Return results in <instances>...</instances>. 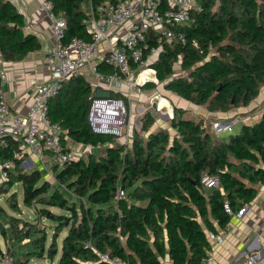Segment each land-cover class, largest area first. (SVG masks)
<instances>
[{"label": "trees", "instance_id": "1", "mask_svg": "<svg viewBox=\"0 0 264 264\" xmlns=\"http://www.w3.org/2000/svg\"><path fill=\"white\" fill-rule=\"evenodd\" d=\"M105 0H52L55 13L65 18L63 39L87 38L82 18L86 7ZM201 10L193 11L190 24L177 25L176 36L162 43L150 66L158 82L208 111H228L246 106L264 84V0H195ZM164 6V5H163ZM23 15L9 0H0V58L18 60L38 49L34 35L23 31ZM178 34L184 36L181 42ZM152 35L149 43H154ZM176 62L185 70L174 75ZM103 64H99V69ZM147 81L143 88L155 87ZM92 89L83 75L67 78L48 99V119L67 138L100 148L86 149L64 162L52 165L58 184L81 200L70 201L38 168L25 171L15 166L2 180L0 194L15 183L22 188L21 201L34 210V218L20 215L17 192L7 197L12 211L0 205V259L28 264L31 258H46L49 264H114L100 257L108 254L126 264H199L210 248L206 231H215L212 219L224 227L233 210L250 202L264 184V109L252 123H242L222 140L203 125V118L185 116L186 109L173 107L169 127L152 130L153 113L140 117L130 143L113 134L94 132L88 121ZM110 95L121 96L111 91ZM0 158H11L17 147L7 138ZM127 143V144H126ZM218 178L216 187L206 188L203 175ZM124 194L116 196L117 190ZM55 207L61 211H54ZM50 221V241L45 225ZM60 245L57 238L61 232ZM42 264V263H35Z\"/></svg>", "mask_w": 264, "mask_h": 264}, {"label": "built area", "instance_id": "2", "mask_svg": "<svg viewBox=\"0 0 264 264\" xmlns=\"http://www.w3.org/2000/svg\"><path fill=\"white\" fill-rule=\"evenodd\" d=\"M40 8L47 13L50 20L55 43L46 56L49 78L34 83L32 102L24 113H9V105L2 90L6 74L0 69V148L7 145L8 137L17 141V147L11 153L12 157L0 158L1 180L6 179L9 171L14 169V158L22 166L29 164L31 155H34L40 162L41 169L50 177L54 176L53 164L62 166L74 157L73 152L65 149L62 144L63 129L57 122L49 120L47 115L48 99L71 76L83 75L91 86L93 95L88 111L91 129L100 134H113L117 138L125 136L131 127L129 106L125 99L110 94L96 97L94 91L100 88L119 92L122 87H126L138 94L145 82H156L155 69L147 60L157 55L163 42L176 36L174 28L177 25L190 24L193 21L192 12L201 10V5L195 0H105L95 8L90 5L86 16L82 18L88 39L73 36L68 40L63 39L65 18L54 12L52 0H43ZM150 35L154 43L148 42ZM178 38L181 42L184 41L182 34H178ZM104 44L106 48L101 51L100 47ZM99 64L108 66L109 71H100ZM153 99L158 100L157 110L161 113L166 105L160 107L159 101L166 98L154 94L151 100ZM166 109L167 115H171L172 107L166 106ZM236 122V119L228 122L215 121L213 126L216 131H231ZM100 147V144L85 145L86 149ZM202 183L206 188L216 187L218 178L205 174ZM123 194L118 189L116 196ZM222 208L228 215L239 218L249 211L247 203L233 210L229 202L224 201ZM206 233L213 245L222 243L221 234L211 231ZM209 249L200 258L199 264H219L211 248ZM100 257L114 264H126L118 258L109 257L108 254H101ZM2 264H11V261L7 258ZM226 264H264V247L247 250L243 262L232 258Z\"/></svg>", "mask_w": 264, "mask_h": 264}, {"label": "crops", "instance_id": "3", "mask_svg": "<svg viewBox=\"0 0 264 264\" xmlns=\"http://www.w3.org/2000/svg\"><path fill=\"white\" fill-rule=\"evenodd\" d=\"M9 1L16 7L17 11L23 15V31L34 35L39 44L38 49L28 52L21 59L3 60L0 58V69L4 70L6 74V81L2 90L9 105V113L17 114L24 113L30 106L33 98L34 83L49 78L46 56L54 46L55 39L51 32L50 20L47 13L40 8L43 0ZM89 7L90 5H87L85 9L86 12ZM85 39H88V37ZM100 48L101 51H103L106 48V45L104 44V46H101ZM102 68L104 69H98L102 72L109 71L108 66L105 64L102 65ZM145 89L147 88L142 90ZM119 92L121 93V96L117 97H123L125 101L134 104L132 98L136 96L135 93L131 92V90H128L126 87H122ZM170 92L173 93L172 91ZM141 100L138 101L139 104H142ZM181 100L182 102L180 100L178 102L177 99L174 100L175 102L171 101L174 106L187 110L185 116L195 118L189 111L193 110L195 112L194 115H197L198 118H205L203 125L209 128L219 139L227 140L228 135L221 137V133L227 130L216 131L213 123L215 121L228 122L232 119H236L237 122L232 125L231 129V131H233L234 125L239 123L237 129L233 131L236 132L241 125L240 120L235 118L237 113H244L242 117L244 120H242V123H252L256 121L264 109V84L261 86L257 96L252 99L248 105L231 108L225 112L208 111L206 108H201V105L194 104L199 108V110H197L190 101L187 100L188 102H186V99ZM180 104H183V106ZM196 111L200 113V116L196 114ZM257 112L258 114L256 115ZM254 116H257V118L253 119L252 117ZM172 131L174 130L172 129ZM67 143L66 147H68L74 155V151L80 150L85 146L84 144L74 142L68 138ZM30 158L31 162L29 164H23L21 167L25 171L36 167L41 171L43 176L48 179L49 176L41 169L40 162L37 161L36 157L31 155ZM36 163H38V166H36ZM246 203L249 211L240 218L236 215H230L229 222L224 227H220L217 224V221L212 219L215 226L214 233L223 236L222 243L217 245H213L209 240L213 256L219 264H226L232 258H238L240 262H243L244 254L247 250L253 247H264V184L259 186L258 192L252 200Z\"/></svg>", "mask_w": 264, "mask_h": 264}, {"label": "rangeland", "instance_id": "4", "mask_svg": "<svg viewBox=\"0 0 264 264\" xmlns=\"http://www.w3.org/2000/svg\"><path fill=\"white\" fill-rule=\"evenodd\" d=\"M155 57H156V55L155 56H152L151 58H149L148 60H147V63H151L152 61H154V59H155ZM173 70H174V72H173V74L174 75H183V74H185L186 73V71L185 70H182L181 68H180V63L179 62H176L175 64H174V68H173ZM154 83H156V85H155V87H152V88H147V89H145V90H142L141 91V93H135V97L134 98H132V100L134 101V104H131V103H129L128 101H125L126 102V105L127 106H129V116L131 117V119H130V121H129V123H131V127H130V130H128V133L127 134H125V136H119L118 137V139L120 140V141H124V142H127V143H130V139H131V134H132V130H133V128H135V129H140V126H141V121H140V117L142 116V114L147 110V109H149L152 113H153V115H154V123H153V125L151 126V129L152 130H156V129H158V128H167L169 131H170V134L171 135H173V134H175V131H172V129L169 127V124H170V121H169V118L171 117V115L169 114V116L167 115V113L165 112V111H167V109H166V106L165 107H163L162 108V112L161 113H159V111L157 110V99H153V100H151V98H152V96L154 95V94H159V96H163V97H165L166 98V101H168V103H169V105L172 107V109H173V107H174V104H173V102L172 101H174L175 99H177L178 100V102H179V100L182 102V100L181 99H183V98H181L180 96H178L177 94H174V92L173 93H171L169 90H167V89H164V87H163V83L162 82H158V80L156 81V82H154ZM143 88V87H142ZM144 89V88H143ZM167 95H168V97L170 98H168L167 97ZM141 98H142V100H141ZM142 101V104H139L138 103V101ZM157 100V101H156ZM172 100V101H171ZM185 100V99H184ZM186 102H188L187 100H185ZM175 102V101H174ZM180 105H182L183 106V104H180ZM194 105V104H193ZM194 107L197 109V110H199V108L198 107H196L195 105H194ZM201 108H205L203 105H201ZM190 111V113L196 118V119H199L198 117H197V115H194V111L193 110H189ZM170 113V112H169ZM196 114H198L199 116H200V113H198V111H196ZM243 114L244 113H237L236 115V117L235 118H237L238 120H240V122H241V124H242V120H244V119H242V117H243ZM258 114V112L256 113V115ZM166 115H167V117H166ZM187 115V114H186ZM189 115V114H188ZM203 116V115H202ZM253 119H255V118H257V116H254V117H252ZM252 119V120H253ZM205 120V118L202 120V123H203V121ZM252 120H249V121H252ZM244 123V122H243ZM212 125V124H211ZM239 125V123H237V125H234V129H233V131L235 130V129H237V126ZM233 131H223L222 133H221V137H223V136H225V135H228L229 133H232ZM126 143V144H127ZM82 148L80 149V150H77V151H74L76 154H81L82 152H84V151H82ZM36 166H38V163H36ZM36 168V167H35ZM29 170V169H28ZM48 180L52 183V184H54V185H56V186H58L59 187V189L66 195V197L70 200V201H76L77 203H79L80 202V198L79 197H77L76 195H74L71 191H68V190H66L65 189V187L63 186V185H61V184H58L57 182H56V180L54 179V176H50L49 178H48ZM1 183H2V180L0 179V185H1ZM12 191H16L17 192V196H16V200H17V202L19 203V207L21 208L20 209V215L22 216V217H24V218H27V219H33L34 218V216H36V215H34V210L32 209V208H29V207H26V206H24L23 204H22V201H21V194H22V188H21V183L20 182H17V183H15L12 187H10L9 188V190L7 191V192H2L1 194H0V205L1 206H3V208L8 212V213H12V214H15V215H18V212L17 211H12L11 210V208H10V205L8 204V201H7V197H8V195H9V193L10 192H12ZM52 210H54V211H61V210H59L58 208H55V207H52L51 208ZM0 219L2 220V221H4V222H6V220H5V218L4 217H2L1 215H0ZM39 224H40V222H41V225H45L46 227H47V233H48V239H47V243H49V241H50V235L52 234V229H50L49 227H50V221H48V220H46V219H44V218H42V219H39ZM64 234V231L63 232H61L60 234H59V236H58V238H57V241H58V243H59V245H60V240H61V237H62V235ZM0 246H1V249L2 250H6V244H5V242L3 241V238L1 237V235H0ZM3 257L0 259V264H2L3 263V260H5V259H10V261H11V258L9 257V256H7L6 254H4V255H2ZM56 261H57V256L54 258V260H52V263L53 264H56ZM37 262H39V263H42V264H49V261L46 259V258H41V259H36V258H31L30 260H29V262H28V264H35V263H37ZM163 264H170V261L168 260V259H164L163 260Z\"/></svg>", "mask_w": 264, "mask_h": 264}, {"label": "water", "instance_id": "5", "mask_svg": "<svg viewBox=\"0 0 264 264\" xmlns=\"http://www.w3.org/2000/svg\"><path fill=\"white\" fill-rule=\"evenodd\" d=\"M110 94L109 91H104V90H101L100 88H97L95 91H94V96L96 97H106ZM167 117V115H166Z\"/></svg>", "mask_w": 264, "mask_h": 264}, {"label": "bare ground", "instance_id": "6", "mask_svg": "<svg viewBox=\"0 0 264 264\" xmlns=\"http://www.w3.org/2000/svg\"><path fill=\"white\" fill-rule=\"evenodd\" d=\"M146 73L150 74L149 71H146ZM141 76H143V75H141ZM152 77H153V76H152ZM165 105H166L167 107H170L168 101H166L165 99H162V100L159 101V106H160V107L165 106Z\"/></svg>", "mask_w": 264, "mask_h": 264}]
</instances>
